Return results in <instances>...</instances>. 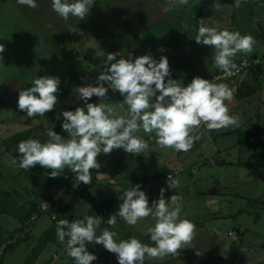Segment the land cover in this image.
<instances>
[{
    "label": "crops",
    "instance_id": "obj_1",
    "mask_svg": "<svg viewBox=\"0 0 264 264\" xmlns=\"http://www.w3.org/2000/svg\"><path fill=\"white\" fill-rule=\"evenodd\" d=\"M156 1L164 10L157 23L149 26L154 36L150 40L141 33H132L126 18V35L113 33L109 21L114 18H109L106 8L109 0H95L89 14L80 21L73 16L66 21L57 17L51 0H36L35 9L13 0H0V44L5 48L0 53V76L13 71L0 87V218L10 223L4 227L0 220V233L7 234L0 241L4 246L0 264H73L72 258L65 255L67 237L62 244L56 235L57 222L80 220L96 202L104 200L111 203L107 211L95 215L102 218L97 235L107 228L116 232L117 241L134 237L154 246L147 231L155 223L151 216L141 220L149 224L142 233L120 217L115 227L106 223L118 211L124 191L136 184L147 195L149 205L159 198L161 188L165 189L166 199L182 196L180 215L196 226L192 241L177 256L146 257L144 264H264V141L257 139V132L264 126V0H242L239 8L234 6V0H188L187 5L178 7H170L167 0ZM164 12L171 18L164 17ZM201 18L207 20L208 26L250 34L256 41L250 54L238 53L234 58V62L258 58L255 77L246 70L237 79L217 82L224 81L234 93L233 99L225 103L229 114L239 117L238 127L208 130L201 125L193 130L194 142L187 152L162 148L154 133L150 137L141 130L137 135L148 141V151L136 156L123 149L99 154L100 168L91 170L88 185L79 182L69 169L51 178V169L39 165L28 171L11 165L13 159L19 162L18 143L22 140L46 142L50 129L67 138L61 130L63 119L43 123L46 119L27 117L18 109L19 91L32 86L26 81L27 73L34 74L32 80L45 75L60 79L57 116L84 107L76 88L95 86L105 68L100 51L122 52L125 58L128 53L133 58L147 54L157 61L165 56L171 78L186 85L194 77L208 78L221 71L214 63L215 49L194 40ZM117 21L121 29V20ZM252 94H256L254 100ZM88 102L101 101L93 96ZM102 102L117 108L121 115L127 112V105L120 107L123 97L111 89ZM148 160H154L153 167L147 165ZM159 169L161 176L142 179ZM167 176L179 179L180 186L169 189ZM66 185H85L87 192L66 215L57 213L59 207L53 204L50 213L38 214L26 226L27 216L37 204L59 195ZM42 214H48L51 222L40 219ZM86 247L96 256L103 254L91 264H118L116 255L102 245L93 242ZM102 259L106 262L102 263Z\"/></svg>",
    "mask_w": 264,
    "mask_h": 264
},
{
    "label": "clouds",
    "instance_id": "obj_2",
    "mask_svg": "<svg viewBox=\"0 0 264 264\" xmlns=\"http://www.w3.org/2000/svg\"><path fill=\"white\" fill-rule=\"evenodd\" d=\"M94 2L51 0V7L65 21L70 16L80 21L89 14ZM167 2L170 7L188 4V0ZM241 2L234 0V6L239 8ZM16 3L31 9L38 6L36 0H16ZM197 23L199 27L195 42L215 49V66L225 73L231 74L236 69L234 58L238 53L250 54L256 43L250 34L242 35L239 31L208 26L203 18ZM4 50V45L0 44V53ZM100 55L105 57V68L97 76L95 86L76 88L84 107L78 106L74 111L61 113V128L67 133V138L50 129L46 142L31 138L20 141V159L19 162L13 159L12 166L28 171L39 165L51 169L48 173L51 178L69 169L79 182L88 185L92 181L91 170L100 168L97 161L99 154L123 149L136 156L148 151V141L137 135L141 130L150 137L154 133L156 143L162 148L187 152L194 142L192 132L195 128L205 125L208 130H220L239 126V117L230 115L225 103L230 102L234 95L227 84L197 76L185 85L171 78L165 56L157 61L147 54L133 58L128 53V58H125L122 52L105 54L100 51ZM59 84L58 77L35 76L31 87L19 91L18 109L25 112L27 117L45 116L57 104ZM109 89L123 97L120 107L127 105L125 114L121 115L117 108L102 102ZM93 96L101 102L89 103ZM166 183L169 189L180 186L179 179L169 176ZM140 188L136 184L124 191L118 211L110 215L106 223L115 227L117 217H120L128 225L134 226L139 220L151 216L155 223L147 231L154 246L134 237L117 241L116 232L107 228L97 235L96 230L102 223L99 216L85 215L83 219L71 222L60 219L56 235L62 244L67 237L66 252L73 264H91L97 259L86 247V244L93 242L115 254L118 264H144L146 257L159 259L167 255L177 256L181 249L190 244L196 226L180 215L182 196L171 195L166 199L165 189L161 188L159 198L149 205L147 195Z\"/></svg>",
    "mask_w": 264,
    "mask_h": 264
},
{
    "label": "rangeland",
    "instance_id": "obj_3",
    "mask_svg": "<svg viewBox=\"0 0 264 264\" xmlns=\"http://www.w3.org/2000/svg\"><path fill=\"white\" fill-rule=\"evenodd\" d=\"M13 1L16 2V0H13ZM109 3L110 4L108 6H106V8L108 10V13L111 14V16L109 18L110 19L114 18V20L109 21L112 24L113 33L118 34V35H126L125 34L126 32L123 31V28L125 26V20L124 19L126 18L129 21L128 26L130 27V30L132 33H141L142 37L145 39H150V40L154 39V36L152 37V34L149 32V26L157 23V21L162 17L161 14L164 10V8H162V5H160L156 0H109ZM154 3H155V5H152ZM115 11H117L116 14H115ZM157 11H159V13ZM163 15L166 18H171L170 15L169 14L166 15L165 12ZM57 17H59V15ZM116 19L121 20V21H119L121 29L118 27V21ZM13 22L11 23L12 26L14 24ZM114 25H117V27ZM9 36H10V34H5V37H9ZM12 72L13 71H8L5 75L2 74L0 76V87L3 86L9 80L6 76L12 74ZM32 77H34V74L27 73L25 76L26 81L32 82V79H31ZM223 82L224 81H222V83ZM254 91L252 93H254ZM255 95L256 94H252V96H254L253 100H254V98H256ZM54 108H55V110H53V111L56 113V116L54 118L52 115L53 114L52 111L47 112V113H49L48 115L46 113L45 116H39L40 119H46V121H42L43 123L44 122L49 123L50 121H51V123H54V120L60 121L61 119H63L61 114H59V116H57V112H59L58 111L59 106L56 104ZM250 108L251 107H247L248 110ZM61 130H62V128H61ZM153 135L155 136V134H153ZM142 136H143V134H142ZM144 138H147V135H145ZM220 187H221V185H220ZM50 208L48 210V213L51 212ZM51 215H53V214H51ZM28 216H29V214H28ZM48 216H49L48 214H42L40 216V219L45 218L46 221L48 220L49 222H51L49 220ZM0 220H2V218H0ZM1 222H2V225L4 227H6L10 224L8 221H4V220H2ZM137 224H138V227H136V225H135L134 229L139 230V232H141V233L145 229L144 226L146 228H147V226L149 227V224H147L141 220L138 221ZM18 226L19 225H17L16 227L20 228V226L19 227ZM3 229H5V228H3ZM29 229L30 228H28V230ZM6 230H8V229H6ZM132 230L133 229L131 227L130 232ZM9 231H8V233H9ZM28 232H30V230ZM0 235H1L0 241L5 239L7 236V234L4 231L1 232ZM132 235H134L133 232H132ZM65 255H67L66 252H65ZM101 255H103V254H99L98 256H96L97 259ZM103 262H106V259H102V263Z\"/></svg>",
    "mask_w": 264,
    "mask_h": 264
},
{
    "label": "trees",
    "instance_id": "obj_4",
    "mask_svg": "<svg viewBox=\"0 0 264 264\" xmlns=\"http://www.w3.org/2000/svg\"><path fill=\"white\" fill-rule=\"evenodd\" d=\"M223 2H230L231 0H222ZM258 66L251 67L247 71H252V75L255 77V69ZM147 165L153 167L154 166V160H148ZM149 169V168H148ZM160 169L155 172L151 173L148 176L144 175L142 176L143 180H147V177H159L160 175ZM87 192V188L85 185H82L80 188H72L70 185H66L64 190L60 193L58 199L53 203L56 204L59 208L56 209L57 213L66 215L70 209H72L75 205V203L81 199L84 194ZM111 201H100L96 202L90 211L87 212L86 215L95 216L100 211H107L110 208ZM69 217V216H66ZM84 218V216H83ZM82 218V219H83Z\"/></svg>",
    "mask_w": 264,
    "mask_h": 264
},
{
    "label": "built area",
    "instance_id": "obj_5",
    "mask_svg": "<svg viewBox=\"0 0 264 264\" xmlns=\"http://www.w3.org/2000/svg\"><path fill=\"white\" fill-rule=\"evenodd\" d=\"M236 64V69L232 71L231 74L225 73L222 70L219 72L213 73L211 76L208 78V80H215V82H220L221 80H232V79H237L239 76L246 70H248L251 67H255L259 64V59L258 58H240L239 60L234 62ZM257 139L264 141V126L260 128V130L257 132ZM168 177V176H167ZM59 195L55 196L52 201L48 200H43L37 204V208L35 211L29 214L25 221V225H29L32 221H34L38 214L40 213H45L48 212L50 205L52 202H55L58 199ZM53 218V217H52ZM229 235L231 233H228ZM9 243V242H8ZM4 246H0V255L1 251Z\"/></svg>",
    "mask_w": 264,
    "mask_h": 264
},
{
    "label": "water",
    "instance_id": "obj_6",
    "mask_svg": "<svg viewBox=\"0 0 264 264\" xmlns=\"http://www.w3.org/2000/svg\"><path fill=\"white\" fill-rule=\"evenodd\" d=\"M260 214V213H259Z\"/></svg>",
    "mask_w": 264,
    "mask_h": 264
}]
</instances>
